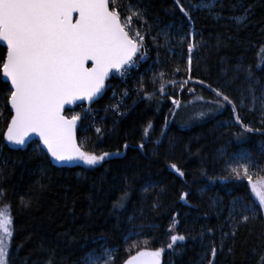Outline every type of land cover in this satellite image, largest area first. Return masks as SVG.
<instances>
[{"label": "trees", "instance_id": "16d2710c", "mask_svg": "<svg viewBox=\"0 0 264 264\" xmlns=\"http://www.w3.org/2000/svg\"><path fill=\"white\" fill-rule=\"evenodd\" d=\"M117 3L122 17L132 14L130 5L144 10L147 24L135 16L132 22L144 32L146 60L132 73L135 98L127 115L101 111L82 118L77 142L85 152L119 150V156L96 166L57 168L37 142L24 151L7 148L11 112L0 74V209L8 206L14 230L5 244V264H83L90 253L104 249L112 251L114 264H124L141 250L159 248L165 249L161 264H206L213 241L216 264H259L264 210L252 185L264 191V113L252 109L249 88L255 96L263 94L264 0H181L191 20L175 0ZM190 44L195 45L191 54ZM4 52L0 46V56ZM238 65L251 69V80L247 71L237 74ZM212 89L228 95L235 112L231 105L217 109L220 98ZM105 99L95 106L103 108ZM240 150L254 161L252 185L229 176L227 161ZM124 188L129 193L124 207L113 209ZM234 201L254 204L255 217L232 225L228 213ZM171 234L186 239L167 249Z\"/></svg>", "mask_w": 264, "mask_h": 264}, {"label": "snow or ice", "instance_id": "6c2138e0", "mask_svg": "<svg viewBox=\"0 0 264 264\" xmlns=\"http://www.w3.org/2000/svg\"><path fill=\"white\" fill-rule=\"evenodd\" d=\"M175 5L191 20L181 0H175ZM130 8L132 14L122 18L117 0H0V42L6 46L4 54L0 56V74L8 88L7 99L14 113L4 132L9 143L24 145L34 134L56 161L80 160L90 166L100 165L120 155L119 150L99 155L83 151L76 141L77 122L81 117L79 114L67 115L66 112L73 110L66 109V105L93 101L102 93L110 73L126 72L146 54L142 51L145 36L131 27L133 16L147 24L143 20L144 10L139 5H130ZM236 19L240 23L244 18ZM163 35L167 40L168 34ZM193 47L194 44L189 45V54ZM188 64L190 71L191 55ZM242 71H247L248 79H252L250 68L245 70L238 65L237 74ZM163 90L164 86L161 85L160 91ZM212 91L220 98L214 102L217 109L231 105L235 112L236 105L228 95L216 89ZM249 93L255 105L258 98L251 87ZM172 103L180 106L175 99ZM115 107L118 109L119 105ZM236 119L241 123L239 116ZM261 122L264 123V120ZM150 128L151 124L145 128V137L149 136ZM245 130L253 131L247 126ZM96 131L99 133L101 129L97 128ZM128 147L125 143L124 148ZM144 147V143L139 145L141 150ZM233 159L235 163L229 164V176L237 180L247 178L249 185H252L248 165L241 163L245 156L240 154ZM170 167L179 176H184L176 164H170ZM252 191L258 198L259 207L264 210V191H257L255 185H252ZM120 192L121 196L113 202V209L123 208L129 196L127 188L120 189ZM187 196L188 193H183L180 198L185 200ZM255 215L254 204L249 206L234 201L229 209L228 221L232 225H239L247 223ZM12 225L13 217L6 205L0 209V264H5L6 241L14 235ZM212 231L208 229V232ZM228 235L222 232V236ZM235 235L236 231L233 230L231 236ZM185 239V235L171 234L167 249H173L178 241ZM222 248L223 240L219 245V249ZM164 252V248L141 250L127 259L125 264H161ZM102 255L104 264H114L115 257L110 250L105 249ZM217 255L218 246L213 241L205 252L206 264H216ZM259 264H264V255L259 257Z\"/></svg>", "mask_w": 264, "mask_h": 264}, {"label": "built area", "instance_id": "2783aa9c", "mask_svg": "<svg viewBox=\"0 0 264 264\" xmlns=\"http://www.w3.org/2000/svg\"><path fill=\"white\" fill-rule=\"evenodd\" d=\"M131 27L133 30H139L144 35V32L140 28H137L133 24V22H132ZM142 51L147 52V49L145 48V46H144V49H142ZM146 54L143 56V58L137 60L135 64H133L130 68H128L126 72H123V73L116 72L112 74L110 80L106 84V95H105L106 102L103 108H97L96 106L84 107L79 111L70 112V116L72 114H79L81 119L84 117L89 119V117H98L101 111H106L109 113L111 112L115 116L120 117V118L127 115V113L129 112V110L131 109L133 105V101L135 98L132 95V92L134 91V89L129 85V82L131 81L132 73L136 69H138L141 63H143L146 60V56H147ZM116 105H119L118 109L115 107ZM92 125L93 123L90 121L87 128L88 127L92 128Z\"/></svg>", "mask_w": 264, "mask_h": 264}, {"label": "water", "instance_id": "95a60500", "mask_svg": "<svg viewBox=\"0 0 264 264\" xmlns=\"http://www.w3.org/2000/svg\"><path fill=\"white\" fill-rule=\"evenodd\" d=\"M0 46H2L3 48H5L6 50V46L3 45L2 42H0ZM113 73V72H112ZM109 74V77L108 79L110 78L111 74ZM1 79L2 81L4 82V79L2 78L1 76ZM108 79L105 81V84L106 82L108 81ZM10 84V82H9ZM104 92H105V88L102 90V93L95 97L93 99V101L89 102L87 100H84V101H77L76 104L74 105H66V109L68 108H71V109H74L76 106L78 105H92L94 103H96L97 101H99L103 95H104ZM8 107H9V110L11 112V115L14 114L11 110V107H10V102L8 101ZM10 122V121H9ZM78 124L79 122H77V127H76V141H77V130H78ZM6 132V131H5ZM32 142H37L39 144V147L40 149L46 154L48 160L50 161L51 165L54 166V167H57V168H73L75 167L76 165H79L81 163H83L82 161L80 160H73V161H64V162H60V161H56L53 157H51V155L49 153H47V149L44 148V146L42 145V142L39 141V137L36 136V135H32L30 138L27 139L26 143L24 145H13L11 143H9L5 137H4V144L7 146V148H9L10 150H21V151H24L27 149V147L32 143ZM78 144V142H77ZM125 264V263H124Z\"/></svg>", "mask_w": 264, "mask_h": 264}, {"label": "rangeland", "instance_id": "374dc122", "mask_svg": "<svg viewBox=\"0 0 264 264\" xmlns=\"http://www.w3.org/2000/svg\"><path fill=\"white\" fill-rule=\"evenodd\" d=\"M204 6L205 5H203L202 8H204ZM256 97L258 99H257V102H256L255 105L252 103V109H255L257 107V110L259 112L264 113V109H262V104H264V90H263V94L261 96L258 95ZM240 154H243L245 156V160L241 161V163H246L248 165V168H249L248 175H250L251 174V170L255 166V164H254V161L252 160L251 156L245 150H240L236 154L230 156V158L228 159L227 163H228V165L230 163L234 164L235 160L233 159V157H238ZM104 250H102L101 252L90 253L85 258L83 264H104V257L102 255ZM111 254L113 255L112 251H111ZM97 257H100V259L97 260Z\"/></svg>", "mask_w": 264, "mask_h": 264}]
</instances>
